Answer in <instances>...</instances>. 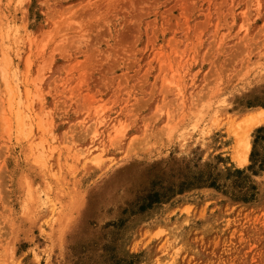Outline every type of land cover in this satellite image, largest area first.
Here are the masks:
<instances>
[{
	"label": "rangeland",
	"instance_id": "1",
	"mask_svg": "<svg viewBox=\"0 0 264 264\" xmlns=\"http://www.w3.org/2000/svg\"><path fill=\"white\" fill-rule=\"evenodd\" d=\"M0 23V264H264V121L234 158L264 0H0Z\"/></svg>",
	"mask_w": 264,
	"mask_h": 264
},
{
	"label": "bare ground",
	"instance_id": "2",
	"mask_svg": "<svg viewBox=\"0 0 264 264\" xmlns=\"http://www.w3.org/2000/svg\"><path fill=\"white\" fill-rule=\"evenodd\" d=\"M9 24V23H8ZM2 24L0 23V29L2 28V26H1ZM11 25V24H10ZM6 27V26H5ZM10 28V26H7V28ZM6 29V33H7V36H9L10 34H11V32H16L15 31V29H12V28H10V29ZM7 30H8V32H7ZM1 31H3V30H1ZM0 40H1V38H0ZM1 43V42H0ZM4 44V43H3ZM5 45V44H4ZM4 51V50H3ZM3 53H5V54H8V53H6V52H3ZM10 54V53H9ZM3 55V54H2ZM8 55H4V58L5 57H7ZM3 57V56H2ZM10 58V57H9ZM3 59V58H2ZM7 59V58H6ZM6 61V60H5ZM7 61H8V59H7ZM10 61V60H9ZM8 61V62H9ZM2 63V62H1ZM5 62H3V64H4ZM7 63V62H6ZM10 63V62H9ZM8 63V64H9ZM6 67H1L2 69V72L5 74L6 72L8 73V71H7V68L9 67L7 64H4ZM10 65V64H9ZM8 66V67H7ZM11 66V65H10ZM0 70V71H1ZM9 70V69H8ZM1 72V73H2ZM6 77H8V75L6 74L5 75ZM3 77H4V75H3ZM4 81V80H3ZM7 80H5V82H6ZM9 83V82H8ZM7 85H9V84H7ZM12 85V84H11ZM16 88H18V86L16 85ZM18 91V90H17ZM27 98V97H26ZM28 99V98H27ZM26 107H27V105H25ZM29 108V107H28ZM212 108V107H211ZM248 114V113H247ZM31 115H30V112L28 111V110H26V111H24V115H22L19 111H17L16 112V118L18 119V122H17V124H19L20 123V126H21V124H23L24 122H23V117H26V123H27V125L29 126V128H30V121H29V117H30ZM213 117V116H212ZM19 118H20V120H19ZM202 119V118H201ZM214 119V118H213ZM198 120V119H197ZM212 120V119H211ZM246 123L245 124H243L244 123V121H243V123H241L240 124V126L243 124L244 125V128L246 127V129H245V132H244V130H242V132H244V133H242L240 130L243 128V126H242V128L240 129V130H237V131H239V133H242L241 135H239V133L238 132H236L235 134H237V135H239L236 139H237V141H236V143H237V145H236V147H235V155H234V158H235V160H236V162H237V164L239 165V166H242V165H244V164H246V162H247V154H248V152H249V150H250V143H249V139H248V132L253 128V127H255V126H258V125H260L263 121H264V109H259V110H257L256 112H253V113H250V114H248L247 116H246ZM23 122V123H22ZM197 122V121H196ZM246 125V126H245ZM19 126V125H18ZM23 126V125H22ZM21 126V127H22ZM25 126V125H24ZM193 126V125H192ZM239 127V126H238ZM238 129V128H237ZM234 134V135H235ZM40 141V140H39ZM41 144H42V142H40ZM40 144V145H41ZM36 147H37V145H35ZM39 148V147H38ZM43 149V148H42ZM40 150H41V147H40ZM44 150V149H43ZM90 150V149H89ZM38 151V150H37ZM41 152V154H43V152L42 151H40ZM81 154H82V152H81ZM35 156V155H34ZM37 156H39V155H37ZM40 157H42V156H40ZM39 157V158H40ZM97 157H99V156H97ZM96 157V158H97ZM36 158V157H35ZM43 158V157H42ZM41 158V159H42ZM95 158V157H94ZM28 197V196H27ZM29 198H30V196H29ZM28 202V201H27ZM25 206V205H24ZM33 207V206H32Z\"/></svg>",
	"mask_w": 264,
	"mask_h": 264
}]
</instances>
